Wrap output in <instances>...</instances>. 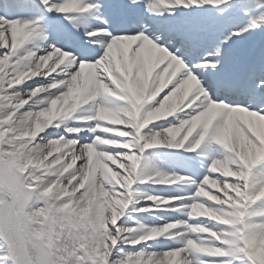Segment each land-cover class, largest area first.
<instances>
[{"label":"snow or ice","instance_id":"6c2138e0","mask_svg":"<svg viewBox=\"0 0 264 264\" xmlns=\"http://www.w3.org/2000/svg\"><path fill=\"white\" fill-rule=\"evenodd\" d=\"M0 264H264V0H0Z\"/></svg>","mask_w":264,"mask_h":264}]
</instances>
